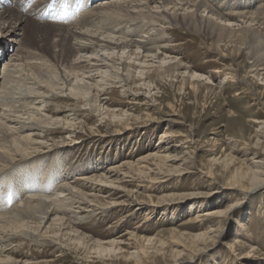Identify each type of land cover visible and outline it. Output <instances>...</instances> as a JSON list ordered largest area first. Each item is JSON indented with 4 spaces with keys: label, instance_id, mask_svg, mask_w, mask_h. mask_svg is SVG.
Masks as SVG:
<instances>
[{
    "label": "bare ground",
    "instance_id": "6f19581e",
    "mask_svg": "<svg viewBox=\"0 0 264 264\" xmlns=\"http://www.w3.org/2000/svg\"><path fill=\"white\" fill-rule=\"evenodd\" d=\"M220 2L222 4L217 6L216 0H104L82 14L75 25L64 26L42 23L23 13L17 5L14 8L0 9V34L4 37L0 42V264H40L31 263L32 258L29 259L26 253L18 252L23 246L31 247L34 251L54 246L59 251L70 248L72 250V247H75L76 252L118 257L124 252L123 245L130 248L133 244L129 242L144 241V238L127 233L117 236L116 240L98 242L83 236L78 228L89 219L117 213V210L124 207L145 212L157 211L158 209L149 208V205L139 202L140 200L137 204L134 203L130 199L131 194L120 196L114 201L107 200L105 195L112 194V191L122 192L118 185L115 186L124 182L125 178L133 180L131 173H122L124 168L138 176H146L148 172H155L151 160L156 159L161 164L169 162V158L164 154L174 149V146H170L176 137L165 132L159 139L157 150L139 161H128L116 168L100 164L97 168H91L92 173L81 175L82 169L74 171L70 169L68 162V155H72L76 150L70 145L74 142L75 122L80 117L79 108L82 105L90 106L93 112L110 116L120 123L126 116L125 113H112L105 109L104 103L102 104L100 93L105 91L107 86L150 87L156 79H165L174 83L182 81V91L190 84L191 91L199 92L204 75L198 73L195 66L184 62L180 54L171 47V37L175 30L203 35L211 40L210 47L219 52H223L224 47L243 44L252 48L255 44H264V32L260 28V22L264 21V5L251 11L245 10L249 5L234 8L236 4L230 0ZM92 10L93 14L102 15L101 18L112 13L120 15L124 19L122 22L125 21L126 24H115V32L109 28L112 32L108 33L99 30L100 27L96 31L67 28L79 27L80 23L86 22L87 14ZM106 25L110 26V22ZM107 27L105 28L108 29ZM38 39L41 44L39 47L35 46ZM262 53L264 54V49L249 53V59L253 62L251 68L257 71L255 76L258 77H264V73H261L264 72V66L260 70L257 69L264 64L261 63L264 62ZM216 73L221 74L220 71ZM86 78L91 79L92 83L85 82ZM208 79L209 76L206 80ZM132 95L134 100L138 101V96ZM58 98L74 100L78 110L69 111H74L73 114L64 113V118L48 115L52 100ZM14 102L17 105H14ZM101 108L106 110L105 113H102ZM172 117L169 123H180V118H174L178 117L177 112H174ZM53 134L59 137L52 138ZM52 157L57 165L54 168H65V173L62 174L64 185L54 193L51 191L53 196L32 195L23 200V196L17 195L20 186L18 178L26 172L23 179L21 178V185L31 186V189L49 188L52 180H45V177L51 176L53 171H46L45 161ZM226 161L224 160V168L227 167ZM254 168L255 171L251 172H232L226 180L225 189L231 190L228 194L232 195L237 191L256 192L262 188L264 161L254 163ZM99 169L102 173L95 175ZM42 170L44 178L41 181L44 185L38 186L39 180L36 181L35 177ZM91 170L88 169L89 172ZM211 171L202 175L207 181L214 183L215 174ZM30 174L31 183L27 184L25 178L30 177ZM73 175L76 180L72 181L70 179ZM9 181L10 188L7 192L3 189L2 193L1 186L5 187ZM112 196L113 194L110 197ZM11 204L15 205L10 206ZM210 205L212 204H206L208 207ZM150 206L153 204L150 203ZM229 209L214 208L206 212L200 209L190 212H193V219L202 217V226L211 228L208 234H213L216 223L214 219L222 218ZM236 234L238 237L236 236L231 246V254L227 259L221 258L222 264H264L263 258L255 256L259 253L256 251L257 247L248 244L252 237L249 236L245 224L240 221L236 222ZM125 237L126 239H123ZM205 237H208L206 233L198 235L195 239L206 240ZM242 238L247 239V244L243 247L238 244ZM239 248L244 253L241 256L238 253ZM248 248L251 251H247ZM135 249V252L127 251V260H137V263H141L143 258L148 257L144 246ZM214 263L217 264L216 261L211 264Z\"/></svg>",
    "mask_w": 264,
    "mask_h": 264
},
{
    "label": "rangeland",
    "instance_id": "374dc122",
    "mask_svg": "<svg viewBox=\"0 0 264 264\" xmlns=\"http://www.w3.org/2000/svg\"><path fill=\"white\" fill-rule=\"evenodd\" d=\"M113 1L106 0V2ZM216 1L219 3H216L217 6L222 4L220 0ZM230 1L236 4L234 8L249 5L245 10L251 9V11L264 5V0ZM94 10L87 14L88 20L80 23L79 27L67 26V28L96 31L100 27L99 30L108 33L117 26L126 24L125 21L122 22L124 19L120 15L112 13L101 18L102 15L93 14ZM105 19L110 22V26L107 27L106 24L109 25V22ZM260 25L264 32V21L260 22ZM171 38H173L171 47L180 54V58L190 66H195L198 73L204 75L200 91L196 92L197 94L194 90L191 91L190 84H187L182 91V81L178 80L174 83L172 80L165 79L161 81L156 79L150 87L110 88L107 86L105 91L100 93L105 109L112 113L124 112L126 116L119 123L117 119L113 120L110 116L93 112L90 106H80V117L75 122L76 131L73 135L75 143L70 145L76 150L72 155H68L69 161L66 160L70 163V169L74 171L82 169L81 175L88 174L93 172L92 167L97 168L100 164L104 167L109 165L108 168H116L128 161L136 162L154 153L160 145V137L165 132L176 137L173 145L170 146H174V149L164 154L169 158V162L161 164L156 159L151 160L155 172H148L146 176H138L135 172L124 168L122 173H131L133 180L125 178L124 182H119L115 186H119L122 192L112 191V197H110L112 194L105 195L107 200L114 201L120 196L131 194L130 199L134 203L137 204L140 200L139 202H144L147 206L149 205V208L158 209L157 211L145 212L124 207L121 208L122 210H117L116 214L113 212L110 215L96 217V220L89 219L78 228L83 236L98 242L116 240L127 233L144 238V241L129 242L133 244L130 248L123 245L124 252L118 257L113 255L101 257L94 253L76 252L75 247H72V250L70 248L59 251L54 246L45 248L46 250L38 248L34 251L31 247L23 246L18 252L26 253L29 259L32 258L31 263L211 264L216 261L217 264H222L221 258H229L231 246L238 237L237 221L245 224L249 236L252 237V241L248 244L257 247L256 251L259 253L255 256L263 258L264 263V185L259 188V192L237 191L232 195L228 194L231 190L225 189L227 177L232 172L255 171L254 163L264 161V77L255 76L257 71L251 68L253 62L249 59V53L263 50L264 44L260 46L255 44L252 48L243 44L237 47H224L223 52H219L210 47L211 40L194 32L188 33L178 29L173 32ZM3 39L4 37L0 34V42ZM40 45L38 39L35 46ZM263 66L264 64L257 69L260 70ZM216 71H220L221 74H217ZM261 73L264 72L261 71ZM208 76L210 80L207 81ZM90 80L86 78L85 82L92 83ZM132 94L138 96V101L134 100L135 97ZM14 105H17L16 102ZM76 109L74 100L58 98L52 100L48 115L64 118L66 117L64 113ZM103 109L101 108V111L105 113L106 110ZM174 112L178 114V117L174 118L177 120L180 118L178 124L168 122L173 118ZM74 117L73 115L72 118ZM51 137L56 138L59 135L53 134ZM224 160H227L226 168H224ZM45 163L46 171H53L51 176L45 177V180L51 178L52 185L49 188L37 187V189L21 185V178L23 179L26 172L22 173L18 180H20L19 193L21 197L23 196V200L32 195L53 196V193L64 185L62 174L65 173V168L60 166L59 169L54 168L57 166L54 157L46 160ZM88 169L91 171L89 172ZM43 170L39 171L40 173H37L35 177L36 181L39 180L38 186L44 185L41 181L44 178ZM29 171L32 170L29 169ZM210 171L215 174L214 183H210L202 175ZM100 173H102L101 169L96 170L94 174L100 175ZM31 176L32 174L25 178V183H31ZM74 177L75 175L71 176L70 180H76ZM261 177L264 179V176ZM248 184L249 182L246 185ZM150 203L153 206H150ZM206 204L212 205L208 207ZM12 205L15 204L10 206ZM199 208L204 212L214 208L229 209V211L222 218L214 219L216 223L213 234H208L211 228L202 226L203 222L200 221L202 217L193 219L194 216H191L193 212L190 211H199ZM205 233L208 235L205 237L206 240L195 239L198 235ZM240 241L238 244L243 247L247 239L242 238ZM140 246L146 248L148 257L143 258L141 263H137V260H127L126 254L135 252L133 250ZM247 251L251 249L248 248ZM238 253L240 256L244 254L241 248Z\"/></svg>",
    "mask_w": 264,
    "mask_h": 264
},
{
    "label": "snow or ice",
    "instance_id": "6c2138e0",
    "mask_svg": "<svg viewBox=\"0 0 264 264\" xmlns=\"http://www.w3.org/2000/svg\"><path fill=\"white\" fill-rule=\"evenodd\" d=\"M11 199V197L9 196V200Z\"/></svg>",
    "mask_w": 264,
    "mask_h": 264
}]
</instances>
